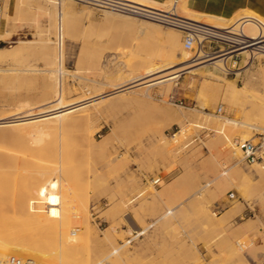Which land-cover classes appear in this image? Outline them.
<instances>
[{
    "label": "rangeland",
    "instance_id": "rangeland-1",
    "mask_svg": "<svg viewBox=\"0 0 264 264\" xmlns=\"http://www.w3.org/2000/svg\"><path fill=\"white\" fill-rule=\"evenodd\" d=\"M66 1L68 7L63 17L67 18L63 19L62 30L60 28L57 32L49 28L46 17H40V10L34 2L0 0V49L15 48L19 52V56H8L0 61V121H5L3 117L10 116L15 109L16 113H20L19 110H32L34 107L35 113L47 104L45 102L51 101L53 84H47L49 80L40 73L41 59L46 54L39 49L41 39H48L53 47H60L62 43L61 76L64 78L65 103L86 97L83 83L91 86L94 80H101L103 90H97L109 93L112 90L110 86L118 81L119 75V79L129 78L132 71L141 69L148 62L146 59L152 61L157 57L153 59L156 63L158 57L166 58L172 53L164 33L178 31L174 28L109 10H98L73 0ZM158 2L160 8H164L171 5L172 0ZM40 6L44 7V4ZM244 10L254 12L241 8L222 18L231 24L236 13ZM191 11L203 14L192 7ZM104 12L140 19L147 25H159L162 33L144 25L141 28L133 26L128 20L111 17ZM58 16L56 12L57 21ZM67 20L76 22L73 31H66ZM40 28L48 30L42 37L37 35ZM182 40L183 34L180 33L183 49ZM226 49L225 43L205 46V51L212 54ZM189 53L193 59L194 52ZM174 60L175 69L180 68L178 65L182 56L178 50L174 52ZM227 64L230 70L226 73L205 65L192 72L181 71L179 78L170 84L149 88L135 86L117 94L121 98L129 97V103L124 100L128 105L123 101L125 105L118 104L121 108L114 105L107 110L103 105L89 106L81 111L85 117L80 123L48 136L36 135L37 143L32 144V137L25 136L29 147L43 148V153L25 150L22 145L17 147L18 151H13L7 141L0 142V159L3 163L7 160L5 165L10 162L6 169L2 168V163L1 174L7 175L18 157L31 164L24 168V173L19 171L22 173L16 181L15 178L10 180L6 193L20 192L24 189L23 184L27 187L30 184L31 188L37 186L32 181V177L37 176L36 171L39 173L54 168L56 172L46 183L47 186L56 181L54 192L49 191L48 196L39 201L41 210L34 211V215L29 212L31 218H36V223L46 221L51 230L50 237L47 236L49 239L41 230L35 229V232L50 241L51 251L43 259L45 262H37L39 258L36 260L33 256L20 259H31L35 264L264 262V259L254 262L264 254V222L258 218L252 222L248 216L241 214L240 220L235 221L224 213L237 214L250 210L260 212L264 217V162L247 163L236 146L237 142L244 141L255 144L259 135L264 134V122L258 124L261 129L252 128V123L255 126L257 123L254 117L262 113L263 106L255 104L261 106L258 111L251 107L254 105L250 106L240 90L247 80L249 86L264 95L262 86L249 80L251 72L263 69L264 58L246 65L241 57H232ZM32 69H39L37 76ZM170 70L165 73L171 74L174 68ZM166 85H170L168 93ZM233 85L237 88L235 91L230 89ZM141 92H148V95L142 97ZM256 111L259 113H254ZM77 113L80 112L72 115ZM182 113L183 120H179ZM189 115L191 117L185 122V117ZM224 119L227 124L219 131ZM23 127V133L32 131L28 125ZM174 135L177 137L174 138ZM257 166L262 168V175L257 174ZM19 177L23 182L21 184L17 180ZM157 178L160 179L159 185H153V180ZM66 184L69 198L62 204L58 196ZM32 190L35 191L34 188ZM46 190L49 188L46 187ZM230 192L234 193L232 200L227 198ZM85 208L86 213H82ZM74 212L78 214L75 216ZM85 219L90 230L84 236L82 226ZM11 254L4 252L6 257L3 261L15 257Z\"/></svg>",
    "mask_w": 264,
    "mask_h": 264
},
{
    "label": "bare ground",
    "instance_id": "bare-ground-1",
    "mask_svg": "<svg viewBox=\"0 0 264 264\" xmlns=\"http://www.w3.org/2000/svg\"><path fill=\"white\" fill-rule=\"evenodd\" d=\"M17 1H22V0H17ZM28 1L34 2L36 4V6H37L36 8H38L40 10V14H39L40 17H46L48 19L49 28L56 29L57 32L60 28L62 30L63 19L67 18V16L63 17V15L65 14V11L68 7V3L66 0H28ZM123 1L135 4L137 6H140V9L139 8L138 9L141 11H148L149 9H153V10L160 11L163 13L172 12L171 14L177 15L179 18H182L184 20H187V21H190L193 23H197V24H201V25H205V26L211 28L213 31L218 32L219 39L221 41L226 42L229 47L225 51L220 50L219 52L213 53V54H207V53L205 54L202 51L198 50V52H197L198 54L195 56V58L191 59L189 51L183 48L184 50H186L188 52L184 51L182 49V46L180 45V33H182V32L179 30L178 31H175V30L170 31L169 30L168 32L164 33L166 35L168 41H169V49L172 52L169 54L168 57H166V58L165 57H158V61L157 62L155 61L156 63H153V59L154 58L156 59L157 57H154L152 59V61H151V59H146L148 61L147 63L145 62L146 65L144 63L143 67L141 69L135 70V71L131 70L132 72L130 73L129 78H126V79L120 78L119 79V77H121V75H119L118 81L115 82V84H112V85L110 84L111 85L110 87L112 90L110 89L111 92H109V93L108 92L105 93L103 91H102L103 93H99L100 90H103V89H101V87L104 86V83L101 80H98V81L94 80L93 85H91V86H87L88 85L87 83H85V84L83 83L82 88L85 90V93L88 96L86 95L85 98L83 97V99H79L75 102L65 103V102H63V95H64L63 94V92H64L63 87L64 86H63V80H62L63 77L61 76V74L63 73L62 68H63V54H64L62 43H60L61 44V45H59L60 47H57V46L53 47L52 44L48 41V39H41L42 41L40 40L41 45H40L39 49L41 51H43L44 53H46V54L49 53V54H47V55L45 54V56L42 57L43 59H41L43 61V65L40 69V73L44 74L43 78L49 80V81H47V84H48V82L49 83L51 82V84H53L52 86L54 87V93H53V95L50 93V95H52L51 101L45 102L46 100H44V102L47 104H44V105L42 104L43 106H41V107H39L40 105L37 106L39 108H38V111L35 113H33L35 111L34 107L32 109L33 111L28 108V110H26V109L25 110L24 109L19 110L20 113H18V112L16 113L15 111H17V109H15V111H14L15 113L12 111L13 113L10 114V116H8L9 114H7L10 111L5 113V115L7 114L8 117L5 116V118L3 117V119H2L5 121H0V142L1 143H4L5 141H7V143L9 144V145L7 144L9 146V149L10 150L12 149L13 151H18L17 147L20 148L21 145L23 146V148L25 150L37 151L39 149L33 148L34 146L29 147L25 143V141H26L25 136L29 135V137H32L31 142H32V144H34V143H37V140H35L36 135L48 136L51 133H55L59 130H64L69 125H75L76 123H80L85 117V114L81 111L86 109L89 106H93V105H97V104L103 105L107 110L108 108H111L114 105H117V106H118V104H120V106L125 105V104H127V103H125V101L128 102L127 98H129V97L121 98L122 96L119 97V96H117V94H120L126 90H130L131 88H133L135 86H144L146 88L147 87L149 88L151 86L161 85L163 83H169L170 84V82L179 78L181 71L190 70L192 72L193 69L200 67V66H205V65H210L212 68L217 69L220 72L226 73L228 70H230L228 67V64H227V60L229 58H232V57H235V58L241 57L246 65L252 64V62L254 60H262L264 58V18L261 17L260 15H258L256 12H246V10H244L243 12L236 13L237 15H235L233 19L231 18L233 23L227 24V22H229V21L224 22V19L222 18V16L194 13L193 11H191L192 2H190L189 0H172L171 5L164 7V8H160L159 2L156 0H123ZM42 3L44 4V7L40 6V4H42ZM164 4H166V2H164ZM195 7H197V6H195ZM56 12L60 16V17L58 16L59 21H57ZM111 12H113V11H111ZM104 14L111 16V17H115L117 19L121 18V20H128L132 23L133 26H138V27L141 26L142 27V25H144V26H147L146 28L150 27L152 30H156V31L162 33V31L160 30L161 27H158L159 25L158 26H156L154 24L153 25H151V24L147 25V23H145V21H142V20L140 21V19H134L136 17H134V18L133 17H124V16L122 17L121 15H120L121 17H118L119 15H116L117 13L114 14V13H110V12H104ZM129 16H130V14H129ZM55 17H56V19H55ZM56 21H57V24H56ZM56 25H58V26L56 27ZM65 25H66L65 28H66L67 32L73 31V29L76 27V22L71 21V20H67L65 22ZM47 31L48 30H42L40 28L38 30L37 35L39 34L42 37V36H44V34L47 33ZM55 36L57 37V34ZM198 40L200 41L201 39L198 37ZM56 45H58V44L56 43ZM176 50H178L181 53V56H182L181 61L182 62H179V65H178L180 68L175 69V67H177L175 60H174V52ZM12 55L13 56H19L18 50H16L15 48H13L12 50L0 49V61L5 59L6 57L12 56ZM33 60H34V57H33ZM143 61H145V60H143ZM173 68H174V70L172 71ZM28 69L29 68H27V71L30 72V69L29 70ZM32 70H31V72H33V71L37 72V73H35L36 74L35 76H37L39 69L37 71L36 70L32 71ZM169 70L172 71V73L166 74L165 72L166 71L168 72ZM3 72H5V71H3ZM249 72H251V71H249ZM39 75H41V74H39ZM39 75H38V77H39ZM261 76H262V78L264 77V67H263V69L261 68L256 72H253V73L251 72L249 74V78H250L249 80L253 81L256 85L262 86V89L264 90V78L262 79ZM124 77H126V76L124 75ZM82 82H85V81H82ZM45 83H46V81H45ZM51 84H49L50 85L49 87H52ZM107 86L109 87V85H107ZM217 87H221V86H217ZM99 88H100V90H97ZM50 89H52V88H50ZM230 89L235 91V89H237V88L233 85ZM240 90L247 97L250 106L251 105L255 106V107L254 106H251V107H253L257 111L261 110L260 109L261 106H256L255 104L262 105L264 108V95L259 93L258 90L253 89L251 86H249L247 80L244 83V85L240 88ZM168 91H170V85H166V93H168ZM147 95H148V92L147 93L141 92L142 97H146ZM47 96H48V93H47ZM112 96H117L118 98H114ZM122 102L125 104H123ZM129 102H130V100H129ZM27 103H28V107H30L29 102H27ZM27 103H25V104H27ZM23 104L24 103H22V105ZM32 106H33V102H32ZM120 106H118V107H120ZM37 107H36V109H37ZM124 107H126V106H124ZM257 107L259 109H257ZM18 108H22V107L19 106ZM96 108H97V106H96ZM116 108H114V109H116ZM99 109H101V108L99 107ZM21 111H23V112H21ZM257 111L254 113H259ZM76 112H80V113H77L76 115H72ZM261 112L262 113H260L258 116L254 117L255 121L257 122L256 126H255V123H252V124H254V127L252 126V128H254V130L261 129V125L258 126V124H262L264 122L263 121L264 120V110ZM193 115H196V114L194 113ZM1 116H2V114H1ZM183 116H184L183 113H182L181 117L178 116V117H180L179 120H183V119H181ZM188 117H191V115L185 117V122L187 121L186 119H188ZM226 124H227V121H226V119H224V121L219 125L218 130L221 131L223 126H225ZM26 125H28L30 127L29 129L32 131H27V132L23 133V130H22L24 128L23 126H26ZM35 128H37V129H35ZM218 130L216 132L219 133ZM179 133H181V132H178V134ZM176 135H174L173 137L176 138L178 136V135L177 136ZM2 141H4V142H2ZM40 149L41 150H39V152L43 153L44 152L43 148H40ZM46 151H47V149H46ZM48 152L49 151H47V153ZM50 152H52V151H50ZM15 156H14V159L16 158ZM48 157H50V155H48ZM16 159H15V162H13L14 164L11 163L13 165L10 166L11 171H9V173L7 175L0 173V261H3L4 257H6V256H4V252L5 253L6 252H12L15 255V257H19V258L23 257L24 258V256H28V257L33 256V257H35L36 260H38V258H39V260L37 262H39V261L42 262L45 260L44 258L47 257V255L49 254L48 252L51 251L50 249L52 246L50 247V241L48 242V241L44 240L43 239L44 237L42 235L38 236L39 234L38 235L36 234L35 229L41 230V232H43V234L47 238V240L49 239L47 236L50 237L51 230H49V227L45 224L46 221H45V223H44V221H41V217H39L40 218L39 221H41V222L38 221L39 223H36V221H35L36 218L35 219H33L34 217L31 218V216L29 215V212L30 213L32 212V214H33L34 211L41 210L42 206H41L39 201H41V199L47 197L48 196L47 194L49 191L54 192L53 189L56 187V181H54V182L51 181L50 183L48 182L49 185L47 184V186H46V183L49 180V178L51 177V175L53 173H56V172H54V168H52V170L49 168L45 172H42V170H41L39 173H38V171H36L34 169L33 171H36L34 173H37V176H35L36 175L35 174L34 175L35 177H32L33 178L32 181L35 182V184H37V186L34 185V186H32V188H34L35 191H33L31 187H29L30 184L28 185V187H27V185L23 184L22 187L24 186V189H21L20 192L17 191L18 193H16V191H15L16 189L14 188L16 186V184H14L15 186L14 185H11V186L15 190L12 187L11 188L13 189L12 192H14V191L15 192L14 193L10 192L8 194L6 192H7L8 188H10V184H11L10 180L15 178V181H16L17 176H19V174L23 172L24 168H27L28 165H31V164H29L30 162L23 160V159L21 160L19 157H18V159L20 161L17 159L18 160V162H17ZM10 160H11V158H10ZM0 161H1V159H0ZM6 161H5V163H6ZM12 161H13V159H12ZM2 163L3 162L1 161L0 167H1ZM5 163H3V165L5 167L4 168L2 166L3 169L8 168V166L10 165V162H8L6 165H5ZM2 168H1V171H3ZM255 168H256V172L258 175L263 174L262 168H260L259 166L255 167ZM20 170H22V172H19ZM28 170L32 171V169H28ZM7 172H8V169H7L6 173ZM26 172H27V170H26ZM2 173H4V172H2ZM23 176H25V175H23ZM20 179L21 178L19 177V179H17V180H19L18 183L21 184L23 182H21ZM23 179L26 180L27 177L26 178L23 177ZM23 179H22V181H24ZM28 179H30L29 176H28ZM33 184L34 183H32V185ZM63 185H64V183H63ZM18 186H19V184H18ZM67 186H68L67 184H66V187L62 186V189H61L62 192H61L60 196H58V197H60V200H61L60 202L62 204L66 203L67 198H69V195L67 194V192H69L67 190L68 189ZM46 187H47V189L49 188V190H46ZM20 188H21V186H19V189ZM77 206H79V205L77 204ZM86 210H87L86 208L83 209L82 213H86V212H84ZM77 211H79V210H77ZM40 214H43V213H40ZM74 214H75V212H74ZM76 214H78V213L76 212ZM76 214H75V216H76ZM24 216L26 217V219H23ZM43 217H44V215H43ZM42 220H45V219L42 218ZM86 220L87 219H85V221H83V223L85 222V224H83L84 226H82V227H84V232H85V233H83L84 236H85V234L88 235V232L90 230L89 223L86 222ZM127 224H128V222H127ZM130 224L131 223H129V227L132 228V225H130ZM79 227H81V226H79ZM13 254H11V255H13ZM22 254H25V255H22ZM262 259H264V255L259 256L257 258V260L254 262L260 261ZM49 260H51V258L48 259L47 262H49Z\"/></svg>",
    "mask_w": 264,
    "mask_h": 264
},
{
    "label": "built area",
    "instance_id": "built-area-1",
    "mask_svg": "<svg viewBox=\"0 0 264 264\" xmlns=\"http://www.w3.org/2000/svg\"><path fill=\"white\" fill-rule=\"evenodd\" d=\"M79 3L87 4L96 8L98 10H109L120 14H127L134 16L143 20L152 21L170 28L179 30L183 34V47L188 51L194 52V57L198 54V50L203 53L205 51V46L217 45L218 43H225L227 48L228 44L219 39L218 32L213 31L211 28L193 23L177 15L170 13H163L153 9L148 11H141L140 6L123 1V0H73ZM139 8V9H138ZM196 27V28H195ZM198 37L201 39L198 40ZM220 51V50H219ZM212 54V53H207ZM257 143H252L251 141H244L242 143H236L242 152L244 160L253 165L264 162V134L259 135ZM153 185H159L160 179L153 180ZM229 200L234 199V193L230 192L227 195ZM217 209V208H216ZM0 264H35L31 259H20L16 257H9L7 260L0 261ZM264 264V262L260 263Z\"/></svg>",
    "mask_w": 264,
    "mask_h": 264
},
{
    "label": "crops",
    "instance_id": "crops-1",
    "mask_svg": "<svg viewBox=\"0 0 264 264\" xmlns=\"http://www.w3.org/2000/svg\"><path fill=\"white\" fill-rule=\"evenodd\" d=\"M156 1H162V0H156ZM189 1L192 2V6H191L192 8H195V10L207 15L224 16L234 11H237L241 8H247L249 10L256 12L257 14H259L264 18V0H189ZM224 213H227V216L232 217L233 220L235 221L240 220V214H241L243 215V217L248 216V218L252 222H255L256 218H258L260 222H264V217L260 214V212L249 210L248 212H239L237 214H232L230 212H224ZM246 223L247 221L242 224H246Z\"/></svg>",
    "mask_w": 264,
    "mask_h": 264
}]
</instances>
